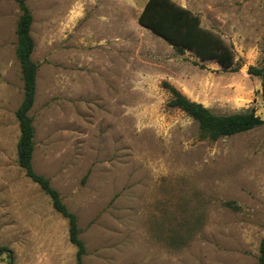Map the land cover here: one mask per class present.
I'll return each instance as SVG.
<instances>
[{"label": "rangeland", "instance_id": "1", "mask_svg": "<svg viewBox=\"0 0 264 264\" xmlns=\"http://www.w3.org/2000/svg\"><path fill=\"white\" fill-rule=\"evenodd\" d=\"M147 1H27L39 65L29 112L33 168L76 215L83 264H256L264 238V126L201 138L196 121L168 106L163 83L215 114L253 110L264 119L261 81L249 74L262 65L264 0H174L232 47L231 69L188 50L177 54L141 26ZM20 14L15 0H0V177L34 188L2 197L38 207L51 227L34 258L25 249L24 264H76L68 221L18 164ZM4 229L0 223V249L23 264L18 233Z\"/></svg>", "mask_w": 264, "mask_h": 264}, {"label": "trees", "instance_id": "2", "mask_svg": "<svg viewBox=\"0 0 264 264\" xmlns=\"http://www.w3.org/2000/svg\"><path fill=\"white\" fill-rule=\"evenodd\" d=\"M27 1L15 0L21 12L16 30L18 38L16 54L24 83L23 100L16 111L20 128L17 147L18 164L25 171L26 176L39 185L50 198L54 210L68 221L69 241L77 248L76 264H83L86 249L79 237L80 229L76 215L69 211L59 192L51 186L50 180L36 173L33 168L35 128L29 112L36 98L39 65L32 59L35 48L31 35L34 18ZM138 22L167 41L177 54L182 55L188 50L194 52L201 62L214 61L224 69H231L234 65L235 54L232 47L221 36L203 27L198 15L178 5L174 0H148ZM249 74L260 79L261 96L264 100V55L262 65L250 67ZM163 86L171 94L168 106L183 111L196 121L201 138L216 141L264 126V119L253 110L224 115L215 114L208 107L191 100L167 82L163 83ZM5 252L8 254V264H13L11 251L0 249L1 254ZM256 264H264V238L259 246Z\"/></svg>", "mask_w": 264, "mask_h": 264}, {"label": "crops", "instance_id": "3", "mask_svg": "<svg viewBox=\"0 0 264 264\" xmlns=\"http://www.w3.org/2000/svg\"><path fill=\"white\" fill-rule=\"evenodd\" d=\"M10 180L11 179L7 177H0V223L5 227V231H16L18 233L16 240L17 247L18 249L22 248V252L21 250H18V254H20L22 263L24 264L26 258H28L25 249L27 247L33 248L31 257L34 258L36 255V242L41 241L42 238H52L50 235L51 227L47 222L42 221L41 210L38 207H27L25 205H20V202L17 201V199L2 197L4 193H17L19 191H25L24 193H28L34 188V184L29 181H22V186L18 187L14 185L15 182L12 183ZM49 245H45L44 249H46V251H48ZM68 249L71 254L72 244L68 246ZM4 260L5 258L0 255V261Z\"/></svg>", "mask_w": 264, "mask_h": 264}, {"label": "water", "instance_id": "4", "mask_svg": "<svg viewBox=\"0 0 264 264\" xmlns=\"http://www.w3.org/2000/svg\"><path fill=\"white\" fill-rule=\"evenodd\" d=\"M0 255H1V253H0Z\"/></svg>", "mask_w": 264, "mask_h": 264}]
</instances>
